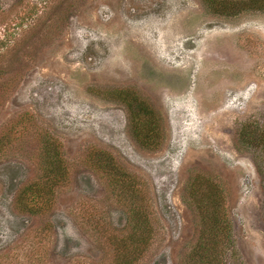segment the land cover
<instances>
[{
	"label": "rangeland",
	"instance_id": "1",
	"mask_svg": "<svg viewBox=\"0 0 264 264\" xmlns=\"http://www.w3.org/2000/svg\"><path fill=\"white\" fill-rule=\"evenodd\" d=\"M139 101L156 148L134 135ZM263 134L264 0H0V264H188L191 192L209 183L227 258L264 264ZM104 153L136 188L112 183ZM41 180L53 206L32 214L17 197Z\"/></svg>",
	"mask_w": 264,
	"mask_h": 264
},
{
	"label": "trees",
	"instance_id": "2",
	"mask_svg": "<svg viewBox=\"0 0 264 264\" xmlns=\"http://www.w3.org/2000/svg\"><path fill=\"white\" fill-rule=\"evenodd\" d=\"M158 115L154 108L148 103H142L139 101L137 108L132 113L134 120L133 132L138 142L145 148H156L158 146V140L156 136L161 133V128L158 123ZM247 128L244 130L245 135L248 136ZM259 142L264 154V134L261 135ZM248 145H255L252 141L246 142ZM58 150L57 148L54 151ZM59 152V151H58ZM54 153L52 159H50L48 165L50 167V174L46 177L49 183L55 182L56 185L59 180L66 177V173L63 169V158L59 153ZM105 156L98 159L99 167L104 168L110 172V178L112 183L116 187H135V181L132 179V175L127 172L122 166L114 161V158L104 153ZM107 165H103L107 163ZM202 181H198V184ZM47 181H35L24 185L20 193L18 194L17 201L22 206H25V210L32 214L43 213L50 210L54 201V187L56 185H50ZM206 189L200 186H195L191 192L192 200L195 202V206L200 214V236L190 252V259L188 264H232L227 258L229 253L234 254L236 251V240L234 237L233 222L228 214L225 195L222 189L214 184L209 183ZM197 189H199L197 191ZM136 193V189L129 191ZM136 213H140V209L136 210ZM146 221V220H145ZM141 226V224H139ZM128 257L121 263L129 264Z\"/></svg>",
	"mask_w": 264,
	"mask_h": 264
}]
</instances>
